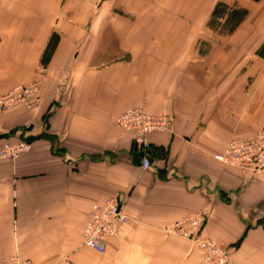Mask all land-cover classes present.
Instances as JSON below:
<instances>
[{
    "label": "crops",
    "instance_id": "crops-1",
    "mask_svg": "<svg viewBox=\"0 0 264 264\" xmlns=\"http://www.w3.org/2000/svg\"><path fill=\"white\" fill-rule=\"evenodd\" d=\"M219 1L247 11L230 32L210 25ZM40 67L38 102L0 110V146L29 142L0 159V259L200 264L161 226L206 210L231 264H264V175L214 158L264 122V0H0V94ZM135 105L171 119L146 169L115 124ZM113 196L127 219L97 252L82 229Z\"/></svg>",
    "mask_w": 264,
    "mask_h": 264
},
{
    "label": "built area",
    "instance_id": "built-area-1",
    "mask_svg": "<svg viewBox=\"0 0 264 264\" xmlns=\"http://www.w3.org/2000/svg\"><path fill=\"white\" fill-rule=\"evenodd\" d=\"M100 1V0H93ZM38 80H32L24 85L11 88L4 97H0V110L13 103H23L30 107L36 101ZM115 122L132 134L135 145L141 152V166L146 169L150 165L148 149L149 134L170 129L171 119L166 115H152L141 105L129 107L115 117ZM29 143L23 139L0 146V159L16 160L27 151ZM214 158L224 164L250 172L255 176L264 175V123L251 136L246 138L232 137L221 152ZM206 218L204 210H198L186 216L177 218L161 228L170 235L188 239L196 244L197 260L200 264H230L227 251L217 240L201 234V228ZM127 215L123 211L121 201L113 196L102 202L91 205L88 217L82 229L83 243L91 249L102 252L105 240L116 236ZM0 264H34L30 259L12 255L0 259Z\"/></svg>",
    "mask_w": 264,
    "mask_h": 264
},
{
    "label": "trees",
    "instance_id": "trees-1",
    "mask_svg": "<svg viewBox=\"0 0 264 264\" xmlns=\"http://www.w3.org/2000/svg\"><path fill=\"white\" fill-rule=\"evenodd\" d=\"M246 12L245 8L238 6L236 3L228 5L223 1H219L213 9L209 22L211 26L220 24L221 28L230 32L244 18ZM220 21L223 22L220 23Z\"/></svg>",
    "mask_w": 264,
    "mask_h": 264
},
{
    "label": "rangeland",
    "instance_id": "rangeland-1",
    "mask_svg": "<svg viewBox=\"0 0 264 264\" xmlns=\"http://www.w3.org/2000/svg\"><path fill=\"white\" fill-rule=\"evenodd\" d=\"M104 0H100V1H96V2H103ZM43 71H44V68H42V67H40V68H38L37 69V71L35 72V74L33 75V77L31 78V79H29L26 83H28V82H30V81H32V80H38V84H37V91H36V97H37V99H36V101L34 102V104L35 103H37L38 102V100H39V84H40V76L43 74ZM26 83H24V84H26ZM24 84H22V85H24ZM15 86H17V85H14V86H12L11 88H14ZM11 88H8L7 90H5L3 93H1L0 94V97H4L7 93H8V91L11 89ZM18 105H21V106H24L25 107V105L23 104V103H13V104H10L9 106H7L6 107V109L7 108H9V107H13V106H18ZM136 106V105H135ZM142 106V105H141ZM131 107H133V106H131ZM144 107V106H143ZM129 108V107H128ZM127 109V108H126ZM126 109H123L122 111H120V112H118L117 114H116V116L117 115H119L121 112H123L124 110H126ZM145 109V108H144ZM146 111V110H145ZM147 112V111H146ZM153 115V114H152ZM160 115H165V114H160ZM115 116V117H116ZM167 116V115H166ZM169 117V116H168ZM170 118V117H169ZM264 123V122H263ZM115 124L118 126V127H120L121 129H123L121 126H119L116 122H115ZM124 130V129H123ZM258 130V129H257ZM256 130V131H257ZM255 131V132H256ZM253 135V134H252ZM234 137V136H233ZM232 138V137H231ZM230 138V139H231ZM236 138H238V137H236ZM246 138V137H245ZM20 139H23V140H25L26 142H28L27 141V139H25V138H20ZM20 139H18V140H20ZM133 139V138H132ZM229 139V140H230ZM228 140V141H229ZM29 143V142H28ZM133 143L135 144V142H134V140H133ZM205 212H206V210H204ZM206 218H207V212H206ZM206 218H205V220H206ZM205 220H204V222H205ZM204 222H203V224H204ZM202 227H203V225H202ZM201 234L202 235H205L203 232H202V228H201ZM205 236H207V235H205ZM207 237H209V236H207ZM209 238H211V237H209ZM188 240V239H187ZM218 241V240H217ZM221 243V242H220ZM222 244V243H221ZM223 245V244H222ZM224 248H225V246H224ZM225 250H226V248H225ZM227 251V250H226ZM227 254H228V252H227ZM228 257H229V254H228ZM230 259V258H229ZM231 261V260H230ZM231 264V263H230Z\"/></svg>",
    "mask_w": 264,
    "mask_h": 264
}]
</instances>
